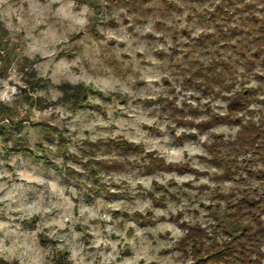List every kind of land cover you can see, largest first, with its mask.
<instances>
[{
  "label": "rangeland",
  "instance_id": "1",
  "mask_svg": "<svg viewBox=\"0 0 264 264\" xmlns=\"http://www.w3.org/2000/svg\"><path fill=\"white\" fill-rule=\"evenodd\" d=\"M218 1L180 0L177 4L175 0H9L11 22L17 24L23 19L24 31L14 33L5 27L7 17L0 19L3 25L0 65L14 67L22 73L28 89L24 90L23 101L11 108L9 117L0 120V183L8 185L4 192L16 186L18 199L13 208L29 204L50 207L52 203L60 207L31 219H22V212L9 211L0 203V222L5 224L0 229V237L15 230L17 234H27L31 241V232L47 221L59 219L66 210L78 215L82 209L99 207L101 217L111 216L112 219L90 221L93 227L101 230L108 225L119 230L127 228L129 236L136 230H145L147 238L159 247L156 255L167 264H247L232 255L197 263L192 247L201 243L200 253L204 257L212 253L213 242L223 244L228 241L232 228L230 225L224 228L219 221L228 201L235 198L231 194L236 195L242 188L260 190L264 180L258 172L264 168V159L239 151L230 142L234 140L231 133L225 139V133L217 131L237 126L217 123L197 128L180 120L182 115L197 119L209 112L224 110L220 106H216L217 110L213 108L219 97L202 92L184 78L185 69L209 57L210 51L216 48L225 54L231 43L245 36L246 25L225 41L211 42L203 36L200 40H206V45L199 43L195 47L199 35L213 30V19L226 30L228 24L239 23V14H246L233 13L234 8H241V4L231 0L223 7L224 11L210 16ZM256 5L255 13L260 16V4ZM229 13L233 16L228 17ZM177 17H183L187 26L176 27L181 23ZM37 20L40 23L33 28ZM149 26L164 35L157 37L151 32L145 33ZM197 29L201 30L200 34L194 35ZM25 31L31 32L32 39H22ZM160 43L168 50L158 49ZM31 44L39 50L32 51ZM138 48L144 50L137 51ZM236 70L235 86L256 82L258 87L252 104L264 105V101L258 100L264 95V74H261L264 65L253 62L245 69L239 61ZM158 73L164 74L161 82L144 79L146 75ZM34 77L42 79L40 85L32 86ZM64 83L89 87L93 93L82 98L80 106L72 105L60 88ZM37 100L44 107L40 108ZM52 108L69 111L72 115L64 119L59 118V113L43 115ZM260 111L264 113L258 109L254 115ZM37 113L41 115L37 116ZM140 116L156 122L139 126L146 135L136 143L138 134L132 133L133 138L129 139L125 130L131 132L128 124ZM93 122L95 129H88L86 126ZM162 126L164 131H161ZM181 129L183 131L177 135ZM98 133L108 135H98L94 141L79 139L81 134L91 137ZM202 137L207 139L202 140ZM121 139L136 144L142 151L118 147ZM152 142L158 144L151 152L164 162L162 149L171 152L187 149L195 154L189 157L188 151H183L184 160L173 163L181 169L150 171L144 166L142 156L149 152L147 149ZM214 142L222 157L223 163L217 161L220 166L212 157ZM198 149L203 154L196 151ZM173 174L192 176L193 179L182 182L167 179ZM129 180H150L151 188L144 189L140 184L133 188ZM161 180L165 183H160ZM202 180L209 183H200ZM143 202L151 205L144 213L129 212L130 208ZM157 211L166 214L157 215ZM83 219L80 217L81 221ZM68 223L72 224L71 221ZM169 226L184 235L177 239L166 230L153 238L148 231ZM73 227L82 232L87 226L76 223ZM49 231L45 228L34 238L48 253L46 264H71L67 250L60 251L57 247L63 241L45 235ZM63 233L71 238L68 227L58 234ZM188 233L193 238H186ZM92 239L88 232L80 237L87 248V259L111 250L103 245L87 247ZM112 239L118 237L113 235ZM132 255V249L126 247L120 258ZM0 264L20 262L0 257ZM258 264H264V260Z\"/></svg>",
  "mask_w": 264,
  "mask_h": 264
},
{
  "label": "trees",
  "instance_id": "2",
  "mask_svg": "<svg viewBox=\"0 0 264 264\" xmlns=\"http://www.w3.org/2000/svg\"><path fill=\"white\" fill-rule=\"evenodd\" d=\"M235 1L236 4H241V8H234L233 13L237 11L246 13L245 15L239 14V23L233 26L228 24V28L224 30L223 24H217L213 19V30L199 35L195 47L199 43L201 46L206 45V40H200L203 36L204 39H209L211 42H218L220 39L225 41L231 34L241 31L246 25L248 28L245 30L244 38L231 43L225 54L219 53L216 48L213 49L208 53L209 57L204 58L200 63L192 64L184 71V78L187 81L192 82L202 92L212 93L224 101L226 108L221 112H226V114L209 112V115L197 119L193 116L182 115L180 120L182 123H189L197 128H207L217 123L235 125L240 128V132L237 133L234 140L230 141L231 144L241 152L254 154L264 159V113L260 111L257 115H254L256 111L250 110V105L257 90L247 87L245 83L238 86H235V82L233 83V80H236L237 77V62L242 61L245 69L250 67L253 62L264 65V19H261L255 13L256 4L264 5V0H253L251 3H247L246 0ZM228 3H231V0H219L213 10L210 11V16H214L220 10L224 11L223 7L229 5ZM260 11L264 15V8L261 7ZM232 16V13L228 14V17ZM2 31L3 25L0 22V34ZM41 81V78L34 77L31 82L32 86L40 85ZM60 88L64 98L73 102L72 105L75 106H80L79 101L85 98L88 93H93L91 88L79 84L69 86L68 83H64ZM37 101L40 108L44 107L39 100ZM11 110L7 106L0 105V120L9 117ZM257 116H259L258 121L255 120ZM215 143L211 148L212 157L215 159V163L219 165L217 161L222 163L223 161L220 154H218V144ZM118 147L133 152L142 151L136 144L123 139L119 140ZM142 158L145 160L144 166L150 171L181 169L175 164L165 163L163 158L154 156L151 151L144 152ZM225 171L228 172V169ZM258 172L264 179V168H261ZM231 197L235 198L228 201L219 221L224 225V228H226V225H230V228H232L233 232H229L230 239L223 244L213 242L210 246V249L213 250L212 253L204 257H201L202 253H200L201 243L192 245L197 263H202L214 257L225 258L228 255L237 257L247 264H258L264 260V180L261 182L260 190L242 188L236 195L231 194ZM186 238L193 237H191V233H188Z\"/></svg>",
  "mask_w": 264,
  "mask_h": 264
},
{
  "label": "clouds",
  "instance_id": "3",
  "mask_svg": "<svg viewBox=\"0 0 264 264\" xmlns=\"http://www.w3.org/2000/svg\"><path fill=\"white\" fill-rule=\"evenodd\" d=\"M52 2H56V0H52ZM177 4H180V0H175ZM247 3L253 2V0H246ZM181 7L183 5L181 4ZM258 7L264 8V5H258ZM12 5L9 3V0H0V19H3L4 17H7L5 19V27H7L10 31H13L14 33H20L24 31L23 25L24 20L20 19L17 24H13L11 22L12 17ZM261 19H264V15H260ZM177 19L181 20V23L176 25L178 28H184L187 25L183 22V17H177ZM40 21L37 20L35 24L32 25L33 28L36 27L37 24H39ZM154 23V22H153ZM145 33L151 32L154 36L160 37L163 36V32L161 31H155L152 26L147 27L145 30ZM199 29H197L193 34L199 35L200 34ZM24 40L32 39L31 32L25 31L24 36L22 37ZM171 41H168V44L170 45ZM29 48L32 51H38L39 49L36 47L35 44L29 45ZM157 48L162 51H167L168 48L164 43H160L157 45ZM137 51H143V48L136 49ZM261 74H264L262 72ZM164 78L163 73H158L156 75L152 76H145L144 79H146L149 82L157 81L161 82ZM25 77L22 73L18 72L14 67L9 68L8 65L2 64L0 65V105L7 106L9 108H14L17 105L18 101H23L26 92L25 89H28V84L25 82ZM249 88H256L258 85L256 82L251 81L247 85ZM30 92V90H29ZM258 100L264 101V95H261L258 97ZM216 106H220L223 108H226V105L224 104L223 100L217 99L214 101L213 108L214 110H217ZM258 109L264 110V105H259L257 103H253L250 105V110L255 112ZM53 113H59V118L64 119L66 117H69L72 115L69 111H64L59 108H52L50 111L43 112L44 116H50ZM221 115H225L226 112H221ZM41 115V113H37V116ZM255 120H259V116L255 117ZM156 121L154 119H148L145 116H140L136 119L135 122L128 124V129L131 130V132H128L125 130V134L128 135L129 139L133 138L132 133L138 134L139 138H136V143L141 142V138H143L145 133H142L140 130L141 124H148L152 125ZM95 122H93L91 125L86 126L88 129H95ZM73 130H75L73 128ZM161 131H164L163 126L161 127ZM183 131V129L179 130L177 132V135L180 134V132ZM218 132L225 133V139L228 138V133H231V136L233 139H235L237 133L240 132V128H221L217 130ZM119 134V133H117ZM98 135H108L107 133H98L96 135H92L91 137H85L83 134L79 136V139H91L96 140ZM207 137H202V140H206ZM158 142H152V146L149 147L147 150L152 151L153 148L157 146ZM183 151H188V156L192 157L195 153L192 150H182L181 152H171L167 149H162L161 154L165 157V162L169 164L173 163H180L184 160ZM196 151H199L201 154H203V151L198 149ZM7 175H11L8 173ZM167 179H174L177 181H184V180H192V176H176V175H170L167 177ZM160 183H165L164 180L159 181ZM129 183L132 185L133 188L136 187L137 184L143 185L144 189H150L151 188V181H145V180H129ZM200 183L207 184L209 183L208 180H202ZM8 185L6 183H0V192H4V189L7 188ZM215 187V185H213ZM16 186H13L12 189H10L7 192H4L3 195H0V203L4 204V208L8 209L9 211H18L22 212L23 218L31 219L34 215H43L44 213L51 212L54 208L60 207V205H57L55 203H52L50 207H42L36 204H29V205H21L17 208H13L12 205L17 201L18 196L15 190ZM227 186H225L226 190ZM150 202H143L138 203L135 207H132L129 209L130 213L134 212H141L144 213L146 209L150 208ZM177 209H173V211H176ZM166 213H161L157 211V215H163ZM80 217H84V219L81 221ZM96 219H105V220H111V216H100V208L97 207L95 209H82L79 211L78 215H74L70 210H66L65 214H61L59 219H53L50 221H47L43 225L38 226L35 231L31 232V241L29 239V236L27 234H17L15 230H12L11 232H5L3 237H0V257H3L6 260L11 261L12 259H18L20 264H46L45 257L48 255L47 252H45L43 249H41L38 244L35 242V237L37 233L43 232V229L48 228L50 229L49 232L45 233L48 237H55L59 241H63L62 244H59L57 247L60 251H65L69 253L68 259L71 261V264H140V261L143 260L144 264H152L153 261H156V264H167V261L162 260L160 257L156 255V253L159 251L158 246H154L152 244V241L147 238L145 235V230H136L131 236L127 235V228L124 230H119L116 227L112 225L106 226L103 230H101L99 227H93L90 224V221L96 220ZM71 221L72 224L70 225L68 222ZM76 223H80L81 226H87L84 228V231L77 232L74 229V225ZM5 227V224L3 222H0V229H3ZM19 225H17V228ZM68 227L72 233L71 238H68L67 233L58 234L61 229H64ZM171 231V235L174 238L179 239L184 233H182L179 229H172L170 226L166 229L165 227H160L156 229H149L148 231L151 232V235L153 238H158L157 234L162 233L165 231ZM85 232H88L91 234V236L94 238L91 241V244L87 247H96L99 248L101 245L105 247H109L111 250L104 252L101 251L97 254V256H94L92 259H87L88 252L85 244L80 240V237L84 236ZM21 235H23V238H21ZM115 235L118 237V239L113 240L112 236ZM6 240H10V243H5ZM131 248L133 251V255L130 258H120L121 251L124 250V248Z\"/></svg>",
  "mask_w": 264,
  "mask_h": 264
}]
</instances>
